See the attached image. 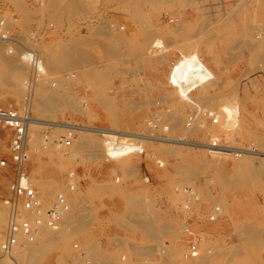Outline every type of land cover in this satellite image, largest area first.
Returning <instances> with one entry per match:
<instances>
[{
  "label": "rangeland",
  "instance_id": "1",
  "mask_svg": "<svg viewBox=\"0 0 264 264\" xmlns=\"http://www.w3.org/2000/svg\"><path fill=\"white\" fill-rule=\"evenodd\" d=\"M261 1L225 0L218 5L213 3L216 14L212 16L208 10L210 8L205 5L207 0H143L144 11L137 6L136 0H123L121 6L120 2L113 0H46L42 6H34L31 0H0L8 15L16 13V17H11L15 31L25 35L30 29H37L40 37L35 41V46L44 58L47 72L51 66L47 60H52L57 45L71 51L70 63L60 66L52 64L55 68L51 66L49 69L50 76L59 78L58 85L65 94H70L71 80L82 81L73 85L77 90L74 93L78 100L75 99L76 110L59 98L52 107L54 113L50 114L51 117L49 114L41 115L33 108L38 118L55 123L52 127L40 126L39 144L42 145L41 136L46 133L48 140L60 148L59 140L65 135V129L54 134L55 131L60 132V122L121 132H141L147 128L148 118L156 114L171 126L170 136L174 140L186 141L190 138L204 141L207 138L203 131L208 130L211 137L222 135L232 150L245 146L246 150L253 151L255 145L257 151L264 152V56L253 52L256 41L254 34L260 33L259 37H264V7ZM112 2L115 6L108 7V3L111 5ZM120 11L125 16H121ZM169 17H174L175 21H169ZM150 39L153 40L152 44ZM148 42L151 47H148ZM0 47V68L7 66L1 61L2 56H10L14 63L10 67L19 68L20 65L22 78L26 74L25 65L15 55L7 53L1 42ZM64 71L69 73V77L61 74ZM90 72L94 73L90 75ZM87 74L91 77H86ZM181 74L188 75L181 79ZM97 78L104 84L95 92L92 81ZM21 81L13 85L0 105L13 97H20ZM190 82L197 84L191 83L194 87L187 92L185 90ZM79 95H85L86 100L79 98ZM236 98L239 99V119L244 129L249 131L245 136L231 130L226 132L208 121L205 123L206 129H200V123L191 130L182 124L186 108L193 99L217 113L221 105L233 103ZM107 101L115 103L112 115ZM100 102L105 103L107 109ZM139 113L143 115L142 123L131 126L128 121ZM181 116L183 119L179 123ZM200 121L204 120L201 118ZM75 130L71 145L76 148L77 155H69L63 161L65 169L61 170V185L65 189L66 174L68 170L75 169L79 180L75 190L82 191L79 190L77 195L67 191L70 192L67 193L70 208L61 230L53 231L58 233L57 241L54 240L56 243L45 244L44 247L47 245L48 248H44L43 241H38L37 237L38 249H42V253L36 250L38 253H30L35 255H28L19 264H77L78 256L73 242L86 251L91 259L89 264H120L122 254H126L132 264H232L231 249L237 245L239 227L250 225L255 231L262 230V159L255 158L249 165V171L241 170L242 173L236 172L237 167L235 170L233 167H244L245 164L240 162L244 151L215 155L209 154L205 148L175 141L174 144H179L184 153L183 158L168 152L172 144L147 140L141 141L139 148L153 151L158 158H162V166L149 158L148 153L128 150L123 154L126 156L125 164L116 163L100 157L106 152V143L99 132ZM154 145H158V148L155 149ZM174 146L177 148V145ZM68 147H63V150H69ZM42 149L32 154L36 155L34 164H31L30 150L29 166L34 169L30 172L33 178H30L38 190L37 183L45 181L46 173L43 170L47 168L46 164L48 167L53 165L43 155ZM55 162L60 163V160ZM146 175L149 176L148 181L143 179ZM7 183V177H1L0 231L6 223L7 210L1 198L7 193ZM187 183L194 184L201 194V200L191 210L197 218L203 220L214 204H219L225 213L219 222L210 223V228L217 231L216 238L208 235L201 251L195 256L188 250L181 230L188 213L176 207L182 201V194L175 188ZM98 187L101 188L99 191L96 189ZM58 190L61 189L58 188L55 193ZM170 192L178 194H173L174 200ZM132 197H137V201H126ZM146 220L155 223L159 229L149 231L143 225ZM156 230L158 235L155 236ZM201 257L208 260L202 261Z\"/></svg>",
  "mask_w": 264,
  "mask_h": 264
},
{
  "label": "built area",
  "instance_id": "2",
  "mask_svg": "<svg viewBox=\"0 0 264 264\" xmlns=\"http://www.w3.org/2000/svg\"><path fill=\"white\" fill-rule=\"evenodd\" d=\"M34 6H42L46 0H31ZM225 0H207L205 5L208 8L224 3ZM213 3H216L213 5ZM214 12L215 9L213 8ZM208 11V10H207ZM11 17H16V13L8 15L5 7L0 5V42L5 47V51L16 56L19 62L26 67V74L21 81V94L18 98H11L7 103L0 105V179L7 177V193L1 200L6 207V223L0 231V256H12L16 246L26 242L36 241L41 229L46 227L53 231L62 228L64 217L69 211L70 204L67 198V191H73L78 184V174L75 169L68 170L66 174L65 189L58 190L51 204L44 206L39 196L38 190L32 182L27 171V162L30 160L29 132L31 125L39 118L33 111L34 88L35 85L47 76L44 58L35 46V41L40 34L37 29H30L25 35L14 30V23ZM169 21H175L174 17H169ZM29 41H26V40ZM69 77L67 71L62 72ZM47 82L51 87H56L58 81L53 76L47 77ZM172 84L175 82L171 80ZM178 85V84H177ZM175 85V86H177ZM177 88H179L177 86ZM185 125L188 128L200 123V129H206L205 123H218L217 113L197 99L191 100L186 108ZM204 118V121H200ZM59 123V121H56ZM170 126L158 115L154 114L147 120L145 131H113L111 133L99 132L105 141L110 143L111 149L122 147L133 153L149 154V158L156 156L153 151L140 147L141 140L149 141H170L173 138L169 134ZM74 126L65 128V135L60 138V143L68 147L72 144L75 135ZM208 130L203 131L206 140L190 139L188 141L203 143L209 154L229 155L231 153H242L247 147H239L232 150L229 142L222 135L209 136ZM49 137L46 133L42 135V146L46 147ZM7 152H4V151ZM253 151L258 148L254 145ZM159 164H161L159 162ZM144 181L149 180V176L143 177ZM182 194V201L178 204V209L188 213V216L181 224V230L186 239V245L191 255H197L205 239L210 234V230L201 226L203 223H217L224 216L219 204L212 205L206 212L204 219L197 218L191 210L195 203L201 200V194L196 186L191 183L184 184L177 188ZM76 250L77 264H89L91 259L86 251L79 247L77 242H73ZM120 264H132L126 254L120 256Z\"/></svg>",
  "mask_w": 264,
  "mask_h": 264
},
{
  "label": "bare ground",
  "instance_id": "3",
  "mask_svg": "<svg viewBox=\"0 0 264 264\" xmlns=\"http://www.w3.org/2000/svg\"><path fill=\"white\" fill-rule=\"evenodd\" d=\"M81 1V0H80ZM135 1V0H134ZM141 1V0H140ZM206 1V0H205ZM213 1V0H212ZM68 2V1H67ZM148 2V1H147ZM159 2V1H158ZM262 2V4H263V7H264V0H262L261 1ZM52 3V2H51ZM136 3V2H135ZM48 4V3H47ZM58 4V3H57ZM131 4V3H130ZM134 4V3H133ZM133 6V5H132ZM139 7V6H138ZM213 7V6H212ZM64 9V8H63ZM209 11H210V14L212 15V16H214V14H216V12H214V10H213V8H211V9H208ZM49 11H51V10H49ZM52 11H53V9H52ZM140 11H141V9H140ZM140 13V12H139ZM56 14V13H55ZM239 15V14H238ZM235 16V15H234ZM232 18V17H231ZM58 19H59V17H58ZM230 20V19H229ZM228 21V20H227ZM230 21H232V20H230ZM226 23H228V22H226ZM224 25V24H223ZM228 25V24H227ZM227 27V26H226ZM252 28V27H251ZM252 31V30H251ZM258 32V31H257ZM256 33V32H255ZM259 33V32H258ZM118 34V33H117ZM260 34V33H259ZM259 34H254V37H255V39H256V41H255V43L253 44V47H254V50H253V52L254 53H258L259 55L261 54V55H263L264 56V49H262V47L264 46V43H263V41H264V37L263 38H260L259 37ZM118 37V36H117ZM119 38V37H118ZM157 38V37H156ZM123 40V39H122ZM151 41H153V40H151L150 39V44H152V42ZM142 42V41H141ZM249 42V41H248ZM149 44V42H148V47H151V45ZM112 45V44H111ZM115 45V44H114ZM150 45V46H149ZM161 46V45H160ZM154 47H156V46H154ZM252 47V48H253ZM0 49H1V47H0ZM163 48H162V46H161V50H162ZM68 50V49H67ZM66 49H64V48H62V47H60V45H57V47L55 48V50H54V54L52 55V60H50V59H48L47 60V62H48V65L50 66V64H51V66H52V64H55V65H62V64H65V63H67V62H69L70 63V60H71V56H70V53H71V51L69 52V51H67ZM160 50V51H161ZM2 52H3V50H2ZM74 54V53H73ZM50 55V54H49ZM1 56V55H0ZM11 58L12 57H10V56H2V59H1V61L3 60V62L5 63L4 65H7L6 66V68L4 67V68H0V102H1V100L2 99H4L5 98V96L6 95H8V92H11V90H12V87H13V85H16V84H18L19 83V81H21L22 80V78L24 77H22L21 78V76H22V72L20 71V70H22V68H20V65H19V68H17V67H10L12 64H14V63H12V60H11ZM48 58V57H47ZM14 59V58H13ZM79 59V58H78ZM175 59V58H174ZM259 60V59H258ZM73 61V60H72ZM263 62H264V59H263ZM72 63V62H71ZM260 63V62H259ZM181 64H183V62L181 63ZM65 65H67V64H65ZM263 65V64H262ZM50 66V67H51ZM50 67H48V72H47V76H45L41 81H39L36 85H35V88H34V94H35V97H34V100H35V102H36V104L34 103V105H33V108L36 110V112L37 113H39V114H41V115H46V114H49V116H50V114H52V113H54V110L52 109V107H54V105H56V103H57V99L59 98V99H63V101H64V103L66 104L67 103V105L68 106H70L71 108H74L75 110H76V108L77 107H75V92L77 91V90H75V86H73V85H78V84H80L82 81L80 80V78H79V80L81 81H77V80H71V83H69V86H71L72 88H69L70 89V94L69 93H66L65 94V91L63 90H61L60 89V81L58 82L59 83V85H57L55 88L54 87H51L49 84H47L48 82H47V77H49L50 75H49V69H51L52 67H54V66H52L51 68ZM55 68V67H54ZM104 68V67H103ZM53 70V69H52ZM176 70V69H175ZM26 73V72H25ZM92 72H90V75H92L91 74ZM101 73V72H100ZM97 74H99V73H97ZM174 74H175V72H174ZM184 74H186V73H184ZM184 74H181V76L179 77V78H181V79H185L186 77H187V75L185 76ZM96 75V74H95ZM100 75V74H99ZM102 75V74H101ZM179 75V74H178ZM193 75V74H192ZM202 75V74H201ZM84 76V75H83ZM82 76V77H83ZM86 77H91V76H89L88 74L87 75H85ZM98 76V75H97ZM191 76V75H190ZM194 76V75H193ZM58 77V76H57ZM178 77V76H177ZM56 78V77H55ZM189 78V77H188ZM191 78H195V77H191ZM21 79V80H20ZM56 79H59V78H56ZM64 79V78H63ZM190 79V78H189ZM187 80V79H186ZM193 81H195V80H193ZM93 84H94V91L95 92H98L99 91V88L102 86V84H104V81H100L98 78L97 79H94L93 81ZM191 83H196V82H190L189 84H188V88L185 90V91H187V92H190V90L191 89H193V87H194V85H191ZM197 84V83H196ZM195 84V85H196ZM18 86V85H17ZM66 89H67V87H66ZM86 89H89L88 87L86 88ZM16 91V90H15ZM37 91H38V96H37ZM77 93V92H76ZM79 98H84V100H86V96L85 95H79ZM102 98V97H101ZM92 99V98H91ZM100 99V98H99ZM105 99V98H104ZM176 99V98H175ZM77 100V99H76ZM81 100V99H80ZM235 100V99H234ZM233 100V101H234ZM59 101V100H58ZM78 101V100H77ZM101 101H103V100H101ZM108 103L106 104L107 106H108V108H110L111 109V115H112V110H114L115 111V103L113 102V101H107ZM231 102V101H230ZM77 103V102H76ZM101 103V102H100ZM105 103H106V101H105ZM105 103H101L102 105H103V107H104V109L106 108L107 109V107H105L106 105H105ZM64 104V105H65ZM180 104V103H179ZM98 105V104H97ZM101 105V106H102ZM184 105V104H183ZM58 107V106H57ZM82 109V108H81ZM86 109V108H85ZM239 109H240V107H239V99L238 98H236V101L235 102H233V103H228V104H224V105H221V107H219L218 108V111H217V115H218V117H219V122L218 123H216L217 125H219V127H221L222 129H225V131L227 132L228 130H231V131H235V132H239L241 135H243V136H245V135H247V132H249L247 129H244V126L241 124V121H240V119H239V116H240V111H239ZM56 111V110H55ZM108 111V110H107ZM120 111V110H119ZM79 112V111H78ZM83 112H85V111H83ZM114 114L113 115H116V113L115 112H113ZM38 114V115H39ZM93 114V113H92ZM174 114V113H173ZM89 115V114H88ZM94 115V114H93ZM167 115H169V114H167ZM48 116V117H49ZM96 116V115H95ZM142 113H139V114H136L135 116H133L132 117V119H130L128 122H129V124L131 125V126H137V125H140L141 123H142ZM42 117V116H41ZM44 117V116H43ZM51 117V116H50ZM57 117V116H56ZM115 117V116H114ZM169 117H171V116H169ZM175 117V116H174ZM182 117V116H181ZM179 118V117H178ZM182 119H183V117L182 118H180L179 119V123H181V121H182ZM204 118H202V120H203ZM113 120V119H112ZM178 120V119H177ZM117 121V120H116ZM110 122V121H109ZM137 122V123H136ZM176 122V121H175ZM53 124H55V123H52V124H50L49 122H45L44 120H42V119H38L37 121H35L32 125H31V128H30V132H29V140H28V143H29V149L32 151V153H31V164H34V163H36V158L34 157V156H36V155H32L33 153H35V152H38L39 151V149H42V148H45V149H42L43 150V152H44V156L47 158V160H49V161H51V163L53 164V165H51L50 167H48V164H46L47 166H45V167H47V168H45V170H47V171H45V170H43L45 173V175L46 176H44L45 177V181L43 182V183H37V185L39 184V189L40 190H38L39 192L38 193H40L41 194V196H40V194H39V196H40V198H41V201H42V203H43V205L44 206H48L49 204H50V199H51V197L53 196V194L55 193V191L58 189V188H60V189H62L63 187H62V183H63V179L61 178V170H63V169H65V165H64V162L63 161H65V159H66V157L67 156H69V155H75V157H76V155H77V151L75 150L76 148H74V146L73 145H70L71 147H68L69 148V150H63V147H65V146H63V145H61L60 144V148H58V146H54L52 143H51V141H47V145H46V147H43L42 145H40L39 144V129L42 127V126H44V125H49V126H54ZM126 124V123H125ZM183 125H184V127L185 128H188L186 125H185V117H184V120H183V123H182ZM57 125H59V124H57ZM70 125H72V126H74V128L75 129H81V130H83V131H87V132H89V133H96V132H101V131H104V132H108V133H111V132H113V131H115V130H107V129H100L99 127H94V126H91V127H89V126H76L75 124H71V123H67V122H60V132H58V131H55V133L54 134H58V133H61V131L62 130H64L67 126H70ZM216 125V126H217ZM41 126V127H40ZM170 126V125H169ZM171 127V126H170ZM183 127V128H184ZM184 128V129H185ZM192 128V127H191ZM190 129V128H189ZM80 130V131H81ZM188 130V129H187ZM191 130V129H190ZM82 131V132H83ZM189 131V130H188ZM50 133V132H49ZM169 134H170V130H169ZM187 134V133H186ZM183 135V134H182ZM50 136V135H49ZM42 137V136H41ZM51 138V137H50ZM52 139V138H51ZM257 139V138H256ZM54 141V140H53ZM141 141H147V140H141ZM140 141V143H142ZM175 141L177 142V143H179V142H181V143H189V144H193V145H196V146H198L199 148H205V144H201V143H192V142H187L188 140H186V141H183V140H181V139H179V140H174V138H173V140H170V141H157V142H159V143H169V144H172V146H170V147H168L169 149H168V152L169 153H172V154H176V155H181V157H185L184 156V153H182V151L180 150V148L178 147V145L179 144H174L175 143ZM56 142V141H55ZM54 142V143H55ZM154 142V141H153ZM105 143H106V145H104L105 146V150H106V152L104 151V153L103 154H100L101 156L100 157H102V158H106V159H110V160H113V161H116V163L117 162H121V163H124L125 164V162L124 161H126V156L124 157L123 156V154L125 153V151H127V149H125V148H122V147H118V148H113V149H111V147H110V143H108V142H106L105 141ZM78 146H79V144H77ZM174 145H177V148H175V146ZM107 146V147H106ZM146 146V145H145ZM158 145H154V147H155V149L156 148H158L157 147ZM162 147H164V146H162ZM163 150H164V148H162ZM206 149V148H205ZM146 150V149H145ZM250 150V149H249ZM248 149L247 150H244V152L245 153H243L242 155L243 156H241L240 157V159H241V163H244L243 165H244V167H242L241 168V165H240V167H238L237 165H234V167H233V169L235 170V166L237 167L236 168V172H238V171H240V172H242L243 173V171H241V170H246L247 172L249 171V169H250V166H251V164H252V162H253V160L255 159V158H259V159H262L263 161H264V152H260V151H249ZM119 151V152H118ZM102 152V151H101ZM116 152H117V154H116ZM147 152H149V151H147ZM168 152H166V156H167V153ZM164 151H163V154L162 155H164ZM254 153H257V154H255L254 155ZM115 154V155H114ZM133 154V153H132ZM39 155V154H38ZM149 155V154H148ZM156 155V154H155ZM79 156V155H78ZM129 156V155H128ZM165 156V157H166ZM213 156V155H212ZM256 156H259V157H256ZM78 158V157H77ZM237 158V157H236ZM75 159V158H74ZM105 159V160H106ZM125 159V160H124ZM234 159V158H233ZM238 159H239V156H238ZM57 160H60V163L58 164V163H56L55 161H57ZM78 160V159H77ZM81 160H82V158H81ZM154 161H156V163L158 164V165H160V166H162L163 165V162L161 161L162 160V158H158V156L156 155L155 157H154V159H153ZM195 160V159H194ZM235 161H236V159H234ZM164 161V160H163ZM187 161H189V160H187ZM197 161V160H196ZM128 162V161H127ZM159 162L161 163V164H159ZM239 162V163H240ZM261 162V161H260ZM46 163V162H45ZM43 164V163H42ZM197 164V163H196ZM238 164V163H237ZM191 165V164H190ZM250 165V166H249ZM195 166H197V165H195ZM164 167V166H163ZM38 169H39V167H38ZM165 170V169H164ZM183 170H184V168H183ZM220 170V169H219ZM238 170V171H237ZM34 171V169H33V167H31L30 168V172H33ZM36 171H38V170H36ZM35 171V172H36ZM221 171V170H220ZM224 171V170H223ZM258 171V170H257ZM260 171V170H259ZM186 172V171H185ZM225 172V171H224ZM235 172V173H236ZM176 173V172H175ZM183 173V172H182ZM221 173V172H220ZM253 173V172H252ZM251 173V174H252ZM260 173V172H259ZM31 174H33V176H34V173H31ZM43 174V173H42ZM41 174V175H42ZM43 174V175H44ZM181 174V173H180ZM179 174V175H180ZM225 174V173H224ZM232 174V173H231ZM250 174V173H249ZM183 175H184V173H183ZM222 175V174H221ZM242 175V174H241ZM255 175V174H254ZM258 175V174H257ZM31 176V175H30ZM188 176V175H187ZM232 176V175H231ZM234 176H235V174H234ZM245 176H246V174H245ZM35 177V176H34ZM160 177H161V175H160ZM186 177V176H185ZM190 177V176H189ZM233 177V176H232ZM254 177V176H253ZM255 177H256V175H255ZM31 178H33L32 176H31ZM162 178V177H161ZM166 178V177H165ZM228 178H229V175H228ZM239 178H241V177H239ZM244 178V177H243ZM184 179V178H183ZM236 179V178H235ZM34 180H36V178L34 179ZM117 180H119V177H117ZM125 180V179H124ZM250 180V179H249ZM255 180V179H254ZM66 181V180H65ZM224 181V180H223ZM257 181V180H256ZM37 182V181H36ZM243 183V182H242ZM242 183H240V184H242ZM245 183V182H244ZM93 184V183H92ZM173 184V183H172ZM238 185V184H237ZM241 186V185H240ZM36 187V186H35ZM96 187V186H95ZM110 187V186H109ZM112 187V186H111ZM179 187H181V185L179 186ZM239 188V187H238ZM94 189V188H93ZM92 189V190H93ZM98 191H99V189H101V188H96ZM96 189H95V193L97 192L96 191ZM106 189V188H105ZM176 190H177V188H175ZM80 190V189H79ZM78 190V191H79ZM87 190H88V188H87ZM91 189L89 188V190L88 191H90ZM107 190V189H106ZM119 190V189H118ZM77 191V192H78ZM80 191H82V190H80ZM88 191H86L85 193H87ZM103 191V190H102ZM179 191V190H178ZM71 192V194H72V192H73V194L75 193H77L76 192V190H75V192L74 191H70ZM70 192H66V193H70ZM114 192H120V191H114ZM79 193V192H78ZM91 193V192H90ZM171 193V192H170ZM119 194V193H118ZM173 194L174 195H176L177 193H171L170 195H171V199H173L174 200V196H173ZM77 195V194H76ZM75 195V196H76ZM169 195V196H170ZM178 195V194H177ZM180 196V195H179ZM54 197V196H53ZM76 198V197H75ZM126 198V197H125ZM137 198V197H136ZM135 197H132V198H128L126 201H128V200H133V201H135V199H136ZM136 201H137V199H136ZM135 201V202H136ZM171 201V200H170ZM129 202V201H128ZM179 202H181V201H179ZM133 204V203H132ZM176 205V204H175ZM178 205H176V207H177ZM149 211V210H148ZM222 213L225 215V213H224V211L222 210ZM2 216H4V214L2 215ZM69 217H72V216H69ZM75 217V216H74ZM4 218V217H3ZM149 218V217H148ZM3 220V219H2ZM1 220V221H2ZM82 220V219H81ZM144 220V219H143ZM151 220V219H150ZM150 220H146V221H143V224H144V226H146V228H149L150 229V227H152V226H157L155 223H153L152 221H150ZM154 222H155V220H154ZM67 224H68V222H66ZM66 227H67V225H65ZM153 227V228H154ZM0 228H2V227H0ZM65 228V227H64ZM152 228V229H153ZM156 228V227H155ZM154 228V229H155ZM79 229V228H78ZM61 230V229H60ZM60 230H58V231H60ZM76 230V229H75ZM213 230V229H212ZM58 231H55V232H58ZM145 231H148L147 229H145ZM150 231V230H149ZM157 231V230H156ZM167 231H169V230H167ZM55 232H53V230L51 231L50 229H48V228H46V227H43L42 229H41V231H40V233H39V235H38V238H39V240L38 239H36V240H38V241H40V240H42L43 241V247H44V245L45 244H55L56 242H54V240L56 239V241H57V235H58V233H55ZM73 232V231H72ZM217 231H215V232H211L210 231V234H209V237H211V238H213V239H215L216 238V233ZM260 232V231H259ZM146 233H148V232H146ZM156 233V232H155ZM152 234V233H151ZM153 235V234H152ZM156 235H158V231H157V233L155 234V236ZM62 236V235H61ZM147 236V235H146ZM59 237V236H58ZM59 239H61L60 237H59ZM169 239V238H168ZM261 239V238H260ZM64 240V239H63ZM63 240H61V241H63ZM60 241V242H61ZM36 241H34V242H26V243H24V244H21V245H18V246H16L15 247V249L13 250V253H12V256H7V255H5V256H0V264H12V262H13V264H19V262H21L22 260H24V259H27L28 258V255L30 254V253H32V252H41L42 253V249H38V247H39V245H38V243L39 242H36ZM58 243V242H57ZM45 247H47V245L45 246ZM44 247V248H45ZM48 248V247H47ZM37 250V251H36ZM181 251L183 250V249H180ZM234 250V249H233ZM180 251V252H181ZM234 251H236V250H234ZM37 252V253H38ZM255 252V251H254ZM31 255H35L34 253L33 254H31ZM31 255H29V256H31ZM221 255H223L222 253H221ZM225 255V254H224ZM15 256V257H14ZM200 256H203V255H200ZM207 256V255H206ZM206 256H205V258H206ZM36 257H38V255L36 256ZM40 257V256H39ZM41 257H43V256H41ZM208 257V256H207ZM4 258H6V259H4ZM8 258H10V260H8ZM167 258V257H166ZM199 258V257H198ZM205 258H203L202 259V257H201V259H202V261L203 260H206ZM210 258V257H209ZM33 259V258H32ZM19 260V261H18ZM41 260V259H40ZM195 260V259H194ZM208 260V259H207ZM206 260V261H207ZM131 261V260H130ZM194 262V261H193ZM198 262V261H197ZM209 262V261H208ZM75 263V262H74ZM160 263V262H159ZM199 263H200V261H199ZM195 264H198V263H195Z\"/></svg>",
  "mask_w": 264,
  "mask_h": 264
},
{
  "label": "crops",
  "instance_id": "4",
  "mask_svg": "<svg viewBox=\"0 0 264 264\" xmlns=\"http://www.w3.org/2000/svg\"><path fill=\"white\" fill-rule=\"evenodd\" d=\"M113 1H116L117 3L120 2L119 4L120 6L122 5L123 2V0H113ZM136 3L137 6H141L144 11L143 0H141V2L140 0H136ZM111 6H115V3L112 2L111 5L108 3V7ZM120 15L125 16V14L121 11H120ZM29 164H30V160L27 162L26 165L27 171L30 175ZM200 225L210 230L211 232H214L210 228L211 227L210 223H202ZM153 227L154 226L150 227V229H152ZM155 227H154L155 229H159L157 226ZM154 228L152 230H155ZM147 229L149 230V228ZM256 229H260V228H256ZM261 229L262 230L255 231L250 225H244L239 227L237 231V245L236 244L233 245L231 249L232 264H264V251H262V247L264 246V226L261 227ZM233 249L236 251H234Z\"/></svg>",
  "mask_w": 264,
  "mask_h": 264
}]
</instances>
